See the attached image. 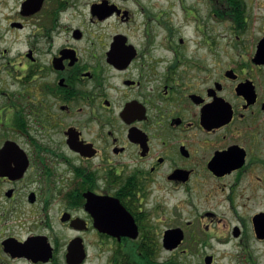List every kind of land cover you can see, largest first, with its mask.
<instances>
[{"label":"flooded vegetation","instance_id":"af4514ba","mask_svg":"<svg viewBox=\"0 0 264 264\" xmlns=\"http://www.w3.org/2000/svg\"><path fill=\"white\" fill-rule=\"evenodd\" d=\"M8 11L20 49L1 67L23 90L0 91V149L15 145L27 166L18 176L8 156L0 172L5 259L45 264L6 251L30 239L50 243L46 264H66L74 240L87 253L112 239L132 264L131 239H258L264 0H16ZM21 220L24 236L10 232ZM128 222L136 231L118 227Z\"/></svg>","mask_w":264,"mask_h":264},{"label":"rangeland","instance_id":"374dc122","mask_svg":"<svg viewBox=\"0 0 264 264\" xmlns=\"http://www.w3.org/2000/svg\"><path fill=\"white\" fill-rule=\"evenodd\" d=\"M16 0H0V53L4 49L7 52L0 58V91L7 92H19L23 89L20 86L14 84L13 74L9 75L5 68L1 65L5 64L6 58L12 59L17 56L20 49L18 43L15 41L12 32L8 31V26L5 24V17L9 15L8 8L15 5ZM0 97V101H1ZM2 102V101H1ZM1 131V129H0ZM7 132V131H6ZM7 134V133H6ZM13 138L12 134H7ZM259 175V170H258ZM243 199H241L240 203ZM258 212L264 211V190L263 199L261 197V191L258 190ZM253 211L248 209L249 214ZM42 216L39 219H35L34 231H45L44 226L40 223ZM10 225V224H9ZM13 230L10 232L19 233L20 235H26L29 231V225L26 221L21 220L12 223ZM2 228V227H1ZM4 231V228H2ZM251 237V236H250ZM248 239H184L183 244L175 251L168 252L163 250L161 239H153L156 243L155 261L162 263L166 260H176L181 264H205L203 259L206 255H212L214 258L213 264H264V241H257L252 238ZM98 239L96 240L97 243ZM140 240L137 242H129L127 244V251L131 254V262H139L138 246ZM95 243V244H96ZM87 258L83 264H114V260L117 257L114 254V250L117 243L112 239H103L101 248L94 246V243L87 242ZM117 249V248H116ZM62 249H59L61 251ZM116 256V257H115ZM120 260V258H118ZM138 259V260H137ZM0 264H25L24 262H11L3 257L0 252ZM57 264H65L63 257L58 256Z\"/></svg>","mask_w":264,"mask_h":264},{"label":"water","instance_id":"95a60500","mask_svg":"<svg viewBox=\"0 0 264 264\" xmlns=\"http://www.w3.org/2000/svg\"><path fill=\"white\" fill-rule=\"evenodd\" d=\"M255 60L258 61V52L255 56ZM8 156H11L12 160L16 163V171L18 176H20L26 169L27 163L22 158V153L20 150L13 144H6L3 148L0 149V172H5L8 167L7 160ZM99 210L98 203L94 209V212ZM254 230L256 232L259 240L264 239V213H260L254 217ZM116 226L109 220L108 224L103 223L104 229H113ZM118 227H124L129 229H134L136 231V227L132 222H128L125 224H119ZM35 239H30L24 244H14L11 241H7L4 245H6V251L9 252L13 257H26L33 262H48L51 260L52 249L46 243L45 239H38V243H34ZM182 235L180 230L170 232L168 234L167 239H162V247L166 251H173L178 248V246L182 243ZM85 253L83 250V246L81 245L80 240H74L68 246V251L66 254V263L67 264H81L85 259ZM205 264L212 263V257L208 256L204 259Z\"/></svg>","mask_w":264,"mask_h":264},{"label":"trees","instance_id":"16d2710c","mask_svg":"<svg viewBox=\"0 0 264 264\" xmlns=\"http://www.w3.org/2000/svg\"><path fill=\"white\" fill-rule=\"evenodd\" d=\"M139 246H138V254L140 255V257H138L139 261L141 260V263L139 262H132V264H181L180 262L176 261V260H166L162 263H157L155 261V253L154 251L156 250V243L154 242L153 239H139ZM116 257V256H115ZM121 259V257L117 256L114 260V264H127L125 261H119V259ZM137 259V260H138ZM132 260V259H131ZM130 260V261H131Z\"/></svg>","mask_w":264,"mask_h":264}]
</instances>
